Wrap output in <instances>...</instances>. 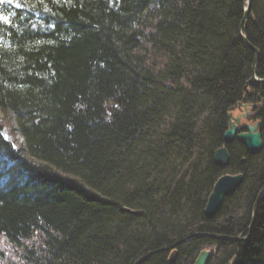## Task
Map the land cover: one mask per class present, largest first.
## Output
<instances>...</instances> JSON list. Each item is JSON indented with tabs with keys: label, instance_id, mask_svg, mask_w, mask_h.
I'll use <instances>...</instances> for the list:
<instances>
[{
	"label": "trees",
	"instance_id": "trees-1",
	"mask_svg": "<svg viewBox=\"0 0 264 264\" xmlns=\"http://www.w3.org/2000/svg\"><path fill=\"white\" fill-rule=\"evenodd\" d=\"M246 2L0 3V264H195L205 249L264 264V198L249 230L264 149L235 141L214 163L240 103L259 106L264 142V85L246 87L253 49L264 79V0L243 25ZM240 173L207 219L215 183Z\"/></svg>",
	"mask_w": 264,
	"mask_h": 264
},
{
	"label": "water",
	"instance_id": "water-1",
	"mask_svg": "<svg viewBox=\"0 0 264 264\" xmlns=\"http://www.w3.org/2000/svg\"><path fill=\"white\" fill-rule=\"evenodd\" d=\"M251 2L252 0H247L246 6L244 8V17L242 21L243 25H245L248 21L249 13L251 10ZM241 35L246 45L250 47V45L247 42V38L243 35V33ZM253 50L255 52V60L251 68V79L247 82V86H246L247 88L249 86L264 85V79H259L256 76V68L259 61V51L257 49H253ZM240 106L245 108V114L238 115L237 117L234 115V113H230L228 115L229 128L224 136V141L226 146L217 150L214 155V163L216 166L220 168H227L229 166L230 153L227 146L231 145L235 141L243 145L246 148L247 153L251 156L259 155L264 149V142L261 133L258 131L259 123L242 126L241 124L242 119H244L245 117H249L251 113L247 110L246 105L240 104ZM243 163H245V161H243ZM244 179L245 177L243 173L226 174L223 175L215 183L205 207V217L207 219L210 220L217 216V214L221 211L225 200L233 197L242 187L244 183ZM263 198H264V187L260 191L256 199V202L253 206L252 223H251V227L249 228L250 231L252 230L255 224L257 210ZM190 238L222 240L229 242H237V241L247 242L249 236L242 239L240 237L231 238V237L209 235V234H194L193 236L189 237L186 241H189ZM186 241H181L178 243V245L183 244ZM212 254L213 251L211 250H203L198 256L195 264H209ZM151 255L152 254H149L141 258L136 264H141L142 262L146 261ZM176 259H177V254L175 252L171 257L170 264H174Z\"/></svg>",
	"mask_w": 264,
	"mask_h": 264
},
{
	"label": "rangeland",
	"instance_id": "rangeland-1",
	"mask_svg": "<svg viewBox=\"0 0 264 264\" xmlns=\"http://www.w3.org/2000/svg\"><path fill=\"white\" fill-rule=\"evenodd\" d=\"M247 86V85H246ZM240 105V104H239ZM239 107V106H238ZM239 110H236V111H234V114L235 115H239ZM253 113L255 114V116L257 115V113H258V111L257 110H255V111H253ZM2 117H3V115H2V113L0 112V119H2ZM256 121H258V120H256V119H252V120H249V119H247V121H245V123L246 124H253L254 122H256ZM13 125V124H12ZM6 129H7V127H6ZM4 136H5V138L6 139H8V141H12L13 140V134L7 129L5 132H4ZM20 139V138H19ZM208 250V249H207Z\"/></svg>",
	"mask_w": 264,
	"mask_h": 264
},
{
	"label": "snow or ice",
	"instance_id": "snow-or-ice-1",
	"mask_svg": "<svg viewBox=\"0 0 264 264\" xmlns=\"http://www.w3.org/2000/svg\"><path fill=\"white\" fill-rule=\"evenodd\" d=\"M11 2V0H9ZM0 3H4V0H0ZM19 7V5H17ZM0 20L4 21L5 23L8 22V17L7 16H0Z\"/></svg>",
	"mask_w": 264,
	"mask_h": 264
},
{
	"label": "bare ground",
	"instance_id": "bare-ground-1",
	"mask_svg": "<svg viewBox=\"0 0 264 264\" xmlns=\"http://www.w3.org/2000/svg\"><path fill=\"white\" fill-rule=\"evenodd\" d=\"M0 122H1V120H0ZM242 122L244 123V122H245V120H242ZM7 129H8V127H7ZM8 130H9V129H8ZM9 131H10V130H9ZM225 146H226V145H225ZM225 146H224V147H225ZM227 147H228V146H227Z\"/></svg>",
	"mask_w": 264,
	"mask_h": 264
},
{
	"label": "flooded vegetation",
	"instance_id": "flooded-vegetation-1",
	"mask_svg": "<svg viewBox=\"0 0 264 264\" xmlns=\"http://www.w3.org/2000/svg\"><path fill=\"white\" fill-rule=\"evenodd\" d=\"M241 112H244V110L242 109V111ZM254 117H252V119H253Z\"/></svg>",
	"mask_w": 264,
	"mask_h": 264
}]
</instances>
